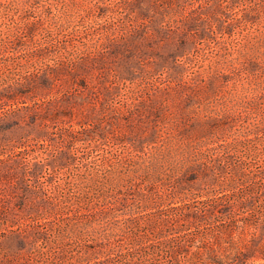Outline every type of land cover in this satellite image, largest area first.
Wrapping results in <instances>:
<instances>
[{"label":"rangeland","instance_id":"obj_1","mask_svg":"<svg viewBox=\"0 0 264 264\" xmlns=\"http://www.w3.org/2000/svg\"><path fill=\"white\" fill-rule=\"evenodd\" d=\"M262 191L264 0H0V264H187Z\"/></svg>","mask_w":264,"mask_h":264},{"label":"trees","instance_id":"obj_2","mask_svg":"<svg viewBox=\"0 0 264 264\" xmlns=\"http://www.w3.org/2000/svg\"><path fill=\"white\" fill-rule=\"evenodd\" d=\"M221 204L213 212L212 230L190 239L187 264H264V205L263 217L239 219L232 217L236 206L231 201Z\"/></svg>","mask_w":264,"mask_h":264}]
</instances>
